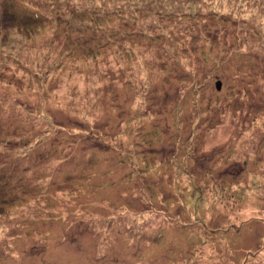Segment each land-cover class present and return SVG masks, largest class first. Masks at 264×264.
<instances>
[{"label": "rangeland", "instance_id": "obj_1", "mask_svg": "<svg viewBox=\"0 0 264 264\" xmlns=\"http://www.w3.org/2000/svg\"><path fill=\"white\" fill-rule=\"evenodd\" d=\"M0 264H264V0H0Z\"/></svg>", "mask_w": 264, "mask_h": 264}, {"label": "trees", "instance_id": "obj_2", "mask_svg": "<svg viewBox=\"0 0 264 264\" xmlns=\"http://www.w3.org/2000/svg\"><path fill=\"white\" fill-rule=\"evenodd\" d=\"M111 85H107V87H110ZM107 105H108V107H111V108H115L116 107V105H115V103H114V101H108L107 102Z\"/></svg>", "mask_w": 264, "mask_h": 264}, {"label": "water", "instance_id": "obj_3", "mask_svg": "<svg viewBox=\"0 0 264 264\" xmlns=\"http://www.w3.org/2000/svg\"><path fill=\"white\" fill-rule=\"evenodd\" d=\"M219 87H220V81H217V82H216V88L219 89Z\"/></svg>", "mask_w": 264, "mask_h": 264}]
</instances>
